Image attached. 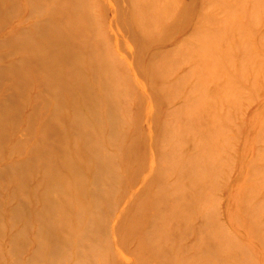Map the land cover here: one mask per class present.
Wrapping results in <instances>:
<instances>
[{
	"label": "rangeland",
	"instance_id": "374dc122",
	"mask_svg": "<svg viewBox=\"0 0 264 264\" xmlns=\"http://www.w3.org/2000/svg\"><path fill=\"white\" fill-rule=\"evenodd\" d=\"M42 1L40 0H0V264H71L72 262H73L72 264H101V263L102 264H121V263L122 264H128V263L129 264H135V263L136 264H151V263L152 264L153 263L154 264H160V263L161 264H173V263L175 264H182V263L183 264H222V263L223 264L224 263L225 264H230V263L232 264H264L263 262V259H264V190H263L264 189V183H263L264 182V141L263 140L264 139H262L264 138V129L263 131L261 130L262 129L261 127L263 126L262 124L264 121V113H263L264 112V101H263L264 100V84H263L264 83V60H263L264 59V48H263L264 46L263 44L264 43L263 42L264 41V27H263L264 26V14H263L264 0H254V1L253 0H242V1L236 0L237 2H239L238 4H242V6H246V7L248 5L253 6L247 12H243V11L237 12L238 15L243 16V18L239 21L240 30H236L234 32L217 34V35L215 34L214 36V34H212L211 32L214 31L215 27L204 26L203 28H201L199 32H203V33L208 32L207 36L205 34L204 38L200 37L202 38L201 40L199 39V37H197L198 40L196 39L191 42V45L194 43L192 47L190 45V47L189 46L185 47L182 50L179 49L180 52L177 51L178 53L176 51L170 52L168 56L162 58L161 60L156 61L155 63L157 65L164 64V69H167L165 70L167 72V75H166L167 81H172L174 79L179 80V81L178 83L176 82V84L172 87L174 88L173 89L174 91L172 92H174L175 95L174 94H154L155 96L153 94H150L149 91H147L148 90L147 86L148 85L150 86V84L148 81L146 83V77L142 78L141 75H139L138 72H136L137 70H135V67L132 66V61L129 59L127 60L123 52L120 51L121 50L120 47L123 45L121 43L122 39H120V36L118 34H113V31H111L110 29L111 26L108 25L109 23H111L112 19H113L112 20L113 22L115 20L117 21V19L116 18L114 19V15L111 14L110 11H107L106 9H104L105 6L107 8V6L110 5L109 4L110 2H108L107 0H90V1L89 0H81V1L80 0L79 1L78 0H75V1L74 0H65V1L64 0L63 1L62 0H44L43 2ZM221 1H226V0H221ZM88 2L90 3L89 5H88ZM233 3H232V7L236 6V3L234 4ZM99 5H100V8H99ZM258 5H261V6H258ZM35 6H36V9H35ZM41 6L44 7L45 10ZM101 6L105 11L103 9L101 11ZM213 6L214 5H211V7ZM78 7H81V8H78ZM39 11H41L42 13ZM95 12H96L97 17L94 14ZM82 14H83V17H82ZM81 17L83 19H81ZM79 19H80V23L78 21ZM251 22H254V23L251 24ZM104 26L106 27L104 28ZM107 29H108V32L106 31ZM205 29L207 31H205ZM208 29L210 32L208 31ZM101 32H102V35H101ZM218 37L220 38V41ZM90 38L92 39L90 40ZM242 45L244 46V48L242 47ZM204 49L206 52H204ZM226 49L228 50L227 52H226ZM231 49L233 51H231ZM245 50H247L248 53H246ZM95 51H96V54H95ZM199 51L201 52L199 53ZM237 52L238 54H235ZM113 53H115V55ZM203 53L206 56L203 55ZM241 53H243V55ZM239 54H241L242 56ZM175 55L177 56L175 57ZM223 55H225V57ZM262 56L263 58H261ZM174 58L177 60H175ZM230 60L233 61V64L241 66L242 70L239 76L241 79L240 78L239 79L241 80L242 84L240 85V88L244 84V87H243L244 89L242 88L240 90L234 86L232 87V91L230 89V90H227L229 91L227 92L226 90H224V87H222L223 80H222V76H220L221 74L215 75V73L218 72L217 69L221 67V64H226V65L229 64L230 66H232L233 64ZM180 63H182V66ZM207 64H209L210 67ZM203 65L207 66V70L204 72L206 74L202 73L201 75H199V71ZM105 66L106 68H104ZM122 67H123V70H122ZM245 70H247V72ZM212 71L215 73H213ZM121 72L122 73L124 72L123 75ZM249 73L251 75L253 74L252 75L253 79L250 78L251 75ZM260 74L261 75L263 74L262 77L260 76ZM256 76L258 77L256 78ZM126 77L128 78L126 79ZM244 77H247V78H244ZM122 78L124 79V81ZM214 78H218L217 81L214 82L215 80ZM247 79L250 81H248ZM94 80L96 81L97 84L95 83ZM200 80H201V83L205 82L203 86L201 85V83H199ZM243 80L245 83L243 82ZM247 82L249 83L247 84ZM198 83H199L198 93L200 92L202 93V91H204L203 87L206 85L205 87L207 88V94H205L204 96L208 95L210 98V100H207L208 103L206 104L207 109L209 108L208 110L210 112L209 113L208 110H206L209 120L204 121L202 117H199V121H198L197 118L195 117V120H197V122L188 124L189 122L188 119L189 117L191 118V115L185 116V114H187L186 112H188L189 109H192V106H194V104L193 105L189 104L188 102L189 98L187 97L188 95H190V98H192L191 95L193 96L194 94H187V92L192 90V87L194 85H197ZM215 83L217 85H220L221 87L217 89ZM246 88L249 90V92L250 91L251 92L248 93V90H246ZM231 93H232V96H231ZM259 93H260V97L261 98L263 97L262 99L259 97ZM148 94L150 95V97ZM164 96H168V99L170 98V100L167 103L168 105L164 107V110L168 112V110H171V108H174V106L176 107V105L178 104L177 113L175 114L176 116L172 115L166 118V120L170 122L169 123L166 122L167 125L164 126L163 129L162 128L155 129L153 128L155 124V118L156 117L158 118L160 114L164 115V113L162 112L161 108H158L156 109V111H159V115L156 116V112H154L153 110L155 109L153 108V104H156L159 98L164 99ZM169 96H171L174 100ZM204 96L203 98H205ZM228 96H229V99H228ZM242 96H244L245 98ZM216 97L218 98L216 99ZM254 97L256 100L254 99ZM250 98H251V101H250ZM205 99H203V101H206ZM226 99L230 103H228ZM245 99L246 100L248 99V100L246 101ZM93 101H95L96 104ZM76 102L77 104H75ZM226 102L228 104H226ZM187 105H191L189 106V109ZM212 105H214L213 106L214 108L212 107ZM197 106L198 104L194 106L193 108L194 111L196 110ZM103 107H106V109ZM143 107L145 108L146 111L143 109ZM93 108L96 110H94ZM178 108L181 110V112H179L180 110ZM122 109H124V112H122L123 111ZM111 110L113 113L111 112ZM195 113L197 114V111H195ZM213 115L215 116V118ZM233 115L234 116L236 115V117H234ZM178 117H181L182 120L179 121V119L181 118H178ZM231 118H233L234 121H230L232 120ZM258 119L259 120L261 119V120L259 121ZM87 120H88V123H87ZM171 120L174 121L175 123L173 124ZM241 120L243 121V123ZM223 121L224 123H222ZM183 122H184V125H183ZM227 124L228 126H226ZM172 126H175V127H172ZM194 126L198 128V131ZM244 126L245 128H243ZM126 127L128 128L129 131L127 130ZM119 129H121V131ZM170 129L171 130L173 129L172 133ZM222 130L224 131L222 132ZM127 131L128 133H126ZM260 131L262 132L257 137V134ZM177 134H180L179 137H176ZM186 134L188 136H186ZM221 135L224 137L222 138ZM97 137L99 138L97 139ZM112 137H115V138H112ZM119 137H121V139ZM155 137L157 138V143L155 142V139H156ZM196 140H199V141H196ZM235 140L236 141L239 140L238 141L239 143L236 142ZM220 142L223 143L224 145L220 144ZM84 143L85 145L86 144L88 145L84 146ZM168 143L170 145H168ZM147 145H150V146H147ZM214 146H217V147L214 148ZM212 147L214 149H212ZM208 149L210 150V152ZM129 150L131 152H129ZM103 151L105 152L103 153ZM112 152L113 154L111 155ZM126 152L128 153L126 154ZM212 152L213 154H211ZM162 154L164 156H161ZM218 155H222V156H218ZM153 156L155 157V159H153L154 158ZM230 156L232 158H230ZM143 159L144 160L146 159V160L142 161ZM164 160L166 161L167 166L169 164L168 167L165 165ZM204 160L206 163L204 162ZM178 161L180 162V164L178 163ZM236 161L238 162V164L236 163ZM98 163L99 165L97 166ZM159 164L160 166L162 165L161 168ZM191 165L192 167H190ZM182 166L184 168H182ZM194 166L195 168L197 169L200 168V169L197 170L194 168ZM187 167L190 169H188ZM116 169L117 170L119 169V171L117 172ZM224 169H226V171H224ZM253 170H255V172ZM197 171L200 173L197 174ZM223 171L225 172V174ZM249 171L250 172L253 171V175L251 177L248 176ZM182 172H185V174ZM214 172H217L218 174L217 173L214 174ZM191 173H193V175ZM140 174H142V176ZM92 175L95 177H92ZM102 175L105 177H103ZM161 175L163 179L161 178ZM131 176H133V178ZM196 177L198 178V180H196L197 179ZM181 179H183V181ZM213 179H216V180H213ZM229 180L232 183H230ZM234 180H236L237 183ZM102 181L104 183H102ZM202 181H205V183ZM66 182H68V184ZM85 182H87L88 185H86ZM135 182H137V184ZM155 183L157 185H154ZM235 184H237L238 186H236ZM72 185L75 189L72 187ZM133 185H135L136 187ZM222 186L223 187L225 186V188H222ZM76 191L78 194L76 193ZM208 195H210L211 197ZM154 196H156V198ZM197 198L200 200L197 201L198 200ZM188 201H190L191 203H189ZM207 201L210 205L207 203ZM90 204L92 206L94 205V207H92ZM187 204L189 205L187 206ZM197 204L199 207L194 206ZM81 206H84V207H81ZM119 207L121 209H119ZM67 209L70 211H68ZM207 209H210L211 211H208ZM256 209H258V211ZM61 210L63 213H61ZM236 210L237 212H235ZM184 215L187 217H185ZM170 217H171V220H170ZM218 217L220 218L218 219ZM63 218H65L66 220ZM139 218L140 220H138ZM69 219L71 222L69 221ZM62 220L64 222H62ZM85 220L86 221L88 220V221L86 222ZM203 220L205 221L203 222ZM80 222L81 224H78ZM199 222L200 224L201 223L202 224L199 225ZM207 223H210V224H207ZM183 225L185 226V228ZM226 227L229 230L226 229ZM67 228L70 230H68ZM71 228H74V229H71ZM175 229H176V232H174ZM230 230L232 233L230 232ZM202 231H203V234H202ZM234 232L236 235L234 234ZM72 235H75V236H72ZM123 235H124V238H123ZM221 237L223 241L221 240ZM203 238H206V239H203ZM200 239L202 242L200 241ZM103 245L104 246L106 245L105 248ZM223 246L225 247V249ZM233 246H235L236 248ZM162 248L164 251L162 250ZM221 248L223 251L220 250ZM209 252L211 253V255ZM185 253H187L186 256H185ZM232 258H234V260ZM173 259L174 261H172Z\"/></svg>",
	"mask_w": 264,
	"mask_h": 264
},
{
	"label": "bare ground",
	"instance_id": "6f19581e",
	"mask_svg": "<svg viewBox=\"0 0 264 264\" xmlns=\"http://www.w3.org/2000/svg\"><path fill=\"white\" fill-rule=\"evenodd\" d=\"M40 1H42V0H40ZM44 1V0H43ZM42 1V2H43ZM63 1V0H62ZM65 1V0H64ZM75 1V0H74ZM79 1V0H78ZM81 1V0H80ZM90 1V0H89ZM108 2H110L109 4V6H107V8H106V6L104 7V9H106L107 11H110L111 12V14H113L114 15V19L116 18L117 19V21L115 20L114 22L111 20V23H109L108 21V25H110L111 27H110V29H111V31H113V34H118L119 36H120V39H122L121 40V43L123 44L121 47H120V51H122L123 52V54L125 55V57L127 58V60L129 59V60H131L132 61V66H134L135 67V70H137L136 72H138V74L139 75H141V77L142 78H145L146 77V83H147V81L149 82V84H150V86L148 85L147 87H148V90L147 91H149L150 92V94H174V92H172V91H174L173 89L174 88H172L175 84H176V82L178 83V81L179 80H172V81H167V79H166V75H167V72L165 71V70H167V69H164V64H159V65H157L155 62L156 61H158V60H161L162 58H164V57H166V56H168L169 55V53L170 52H180V50L179 49H184L185 47H190V45H191V42L193 41V40H198V38L197 37H199V39L201 40L202 38H204V35L206 34V36H207V33H203V32H199L200 30H201V28H203L204 26H209V27H215L214 28V31L213 32H211L212 34H214V36H215V34L217 35V34H222V33H228V32H234V31H236V30H240V24H239V21L243 18V16H240V15H238L237 14V12L238 11H243V12H247L251 7H253V6H251V5H248L247 7L246 6H242V4H238L239 2H237L236 0H226V1H221V0H107ZM242 1V0H241ZM254 1V0H253ZM54 2V1H53ZM86 2V1H85ZM95 2V1H94ZM93 2V3H94ZM97 2V1H96ZM236 3V6H234V7H232V3ZM258 2V1H257ZM261 2V1H260ZM263 2V1H262ZM37 3V2H36ZM46 3V2H45ZM72 3V2H71ZM233 3V4H234ZM243 3V2H242ZM244 3H245V1H244ZM256 3V2H255ZM264 3V2H263ZM47 4V3H46ZM54 4V3H53ZM68 4V3H67ZM90 3L88 2V5H89ZM99 4H100V2H99ZM41 5V4H40ZM73 5V4H72ZM77 5V4H76ZM75 5V6H76ZM86 5V4H85ZM84 5V6H85ZM93 5V4H92ZM102 5V4H101ZM211 5H214L213 7H211ZM243 5H245V4H243ZM247 5V4H246ZM257 5V4H256ZM264 5V4H263ZM37 6V5H36ZM36 6H35V9H36ZM39 6V5H38ZM49 6V5H48ZM47 6V7H48ZM53 6V5H52ZM83 6V7H84ZM87 6V5H86ZM96 6V5H95ZM98 6V5H97ZM104 6V5H103ZM258 6H261V5H258ZM42 7V6H41ZM32 8V7H31ZM38 8V7H37ZM43 9H44V7H42ZM41 8V9H42ZM78 8H81V7H78ZM92 8V7H91ZM98 8V7H97ZM99 8H100V5H99ZM39 9V8H38ZM87 9H89V8H87ZM102 6H101V11H102ZM103 9V10H104ZM263 9H264V7H263ZM45 10V9H44ZM75 10V9H74ZM83 10H84V8H83ZM209 10V11H208ZM61 11V10H60ZM72 11V10H71ZM87 11V10H86ZM85 11V12H86ZM95 11V10H94ZM105 11V10H104ZM39 12H41V11H39ZM38 12V13H39ZM49 12V11H48ZM52 12V11H51ZM82 12V11H81ZM89 12V11H88ZM87 12V13H88ZM255 12V11H254ZM42 13V12H41ZM65 13V12H64ZM86 13V14H87ZM37 14V13H36ZM80 14V13H79ZM95 14V16H96V12L94 13ZM99 14V13H98ZM107 14V13H106ZM255 14V13H254ZM263 14H264V12H263ZM39 15V14H38ZM52 15V14H51ZM243 15V14H242ZM85 16V15H84ZM258 16V15H257ZM76 17V16H75ZM82 17H83V14H82ZM81 17V19H83ZM92 17V16H91ZM97 17V16H96ZM109 18V17H108ZM46 19V18H45ZM103 19V18H102ZM111 19V18H110ZM258 19V18H257ZM261 19V18H260ZM254 20V19H253ZM79 21V23H80V19L78 20ZM98 21H99V19H98ZM104 21V20H103ZM248 21V20H247ZM258 21V20H257ZM43 22H45V21H43ZM84 22V21H83ZM93 22V21H92ZM96 22V21H95ZM102 22V21H101ZM105 22V21H104ZM89 23V22H88ZM252 23H254V22H251V24ZM96 24V23H95ZM99 24H101V23H99ZM94 25V24H93ZM98 25V24H97ZM102 25H103V23H102ZM104 25H106V24H104ZM257 25H259V24H257ZM101 26V25H100ZM38 27V26H37ZM36 27V28H37ZM81 27V26H80ZM98 27V26H97ZM106 26H104V28H105ZM258 27V26H257ZM264 27V26H263ZM103 28V29H104ZM259 28V27H258ZM76 29V28H75ZM94 29V28H93ZM24 30H25V28H24ZM37 30V29H36ZM86 30V29H85ZM255 30V29H254ZM261 30V29H260ZM23 31V30H22ZM93 31V30H92ZM97 31V30H96ZM107 32H108V29L106 30ZM205 31H207L206 29H205ZM208 31H209V29H208ZM19 32V31H18ZM20 32H21V30H20ZM210 32V31H209ZM23 33V32H22ZM77 33V32H76ZM254 33H256V32H254ZM258 33V32H257ZM41 34V33H40ZM92 34H94V33H92ZM99 34V33H98ZM110 34H112V33H110ZM19 35V34H18ZM23 35V34H22ZM42 35H44V34H42ZM76 35V34H75ZM101 35H102V32H101ZM198 35H200V36H198ZM253 36H254V34H253ZM21 37V36H20ZM117 37V36H116ZM200 37H202V38H200ZM251 37V36H250ZM259 37H260V35H259ZM14 38V37H13ZM16 38V37H15ZM103 38V37H102ZM105 38V37H104ZM107 38H108V36H107ZM119 38V37H118ZM219 38V37H218ZM254 38V37H253ZM262 38V37H261ZM92 38H90V40H91ZM106 39V38H105ZM216 39V38H215ZM33 40V39H32ZM73 40V39H72ZM93 40H94V38H93ZM100 40V39H99ZM109 40V39H108ZM207 40V39H206ZM206 40H205V42H206ZM110 41V40H109ZM115 41V40H114ZM131 41V42H130ZM219 41H220V38H219ZM258 41V40H257ZM98 42V41H97ZM199 42V41H198ZM264 42V41H263ZM201 43V42H200ZM208 43V42H207ZM219 43V42H218ZM256 43V42H255ZM90 44V43H89ZM103 44V43H102ZM101 44V45H102ZM104 44H105V42H104ZM114 44V43H113ZM194 44V43H193ZM192 44V45H193ZM199 44V43H198ZM203 44V43H202ZM206 44V43H205ZM245 44V43H244ZM250 44V43H249ZM264 44V43H263ZM100 45V44H99ZM192 45H191V47H192ZM212 45V44H211ZM232 45V44H231ZM235 45V44H234ZM259 45H260V43H259ZM92 46V45H91ZM96 46V45H95ZM200 46V45H199ZM203 46V45H202ZM250 46V45H249ZM263 46V45H262ZM262 46H260V47H262ZM90 47V46H89ZM113 47H114V45H113ZM242 47L244 48V46L242 45ZM257 47V46H256ZM104 48V47H103ZM112 48V47H111ZM247 48V47H246ZM245 48V49H246ZM263 48H264V46H263ZM94 49V48H93ZM99 49V48H98ZM211 49V48H210ZM209 49V50H210ZM232 49H233V47H232ZM231 49V51H233ZM96 50V49H95ZM109 50V49H108ZM193 50V49H192ZM221 50V49H220ZM230 50V49H229ZM93 51V50H92ZM101 51H102V49H101ZM111 51V50H110ZM118 51V50H117ZM119 51V52H120ZM215 51V50H214ZM223 51V50H222ZM228 50L226 49V52H227ZM237 51V50H236ZM246 51V53H248L247 52V50H245ZM249 51V50H248ZM112 52V51H111ZM111 52H110V54H111ZM177 52V53H178ZM201 51H199V53H200ZM204 52H206L205 51V49H204ZM218 52V51H217ZM239 52V51H238ZM238 52L237 53H235V54H238ZM108 53H109V51H108ZM107 53V54H108ZM187 53V52H186ZM198 53V52H197ZM223 53V52H222ZM229 53V52H228ZM227 53V54H228ZM256 53V52H255ZM95 54H96V51H95ZM114 55H115V53H113ZM176 54V53H175ZM210 54V53H209ZM219 54V53H218ZM242 55H243V53H241ZM241 54H239V55H241ZM99 55V54H98ZM104 55V54H103ZM119 55H120V53H119ZM174 55V54H173ZM178 55H180V54H178ZM184 55H186V54H184ZM183 55V56H184ZM201 55V54H200ZM203 55H205L204 53H203ZM216 55H217V53H216ZM226 55V54H225ZM225 55H223L224 57H225ZM233 55V54H232ZM231 55V56H232ZM241 55V56H242ZM249 55H250V53H249ZM256 55V54H255ZM92 56V55H91ZM101 56V55H100ZM100 56H99V58H100ZM110 56V55H109ZM177 55H175V57H176ZM206 56V55H205ZM205 56H204V58H205ZM213 56V55H212ZM227 56V55H226ZM234 56V55H233ZM253 56V55H252ZM260 56V55H259ZM102 57V56H101ZM104 57V56H103ZM117 57V56H116ZM174 57V56H173ZM210 57H211V55H210ZM238 57V56H237ZM240 57V56H239ZM248 57V56H247ZM106 58V57H105ZM181 58H182V56H181ZM242 58V57H241ZM246 58V57H245ZM253 58V57H252ZM261 58H263V56L261 57ZM107 59V58H106ZM175 59V58H174ZM230 59V58H229ZM232 59V58H231ZM239 59V58H238ZM249 59V58H248ZM257 59V58H256ZM96 60V59H95ZM101 60V59H100ZM110 60V59H109ZM114 60V59H113ZM126 60V59H125ZM175 60H177V59H175ZM208 60H210V59H208ZM264 60V59H263ZM102 61V60H101ZM169 61V60H168ZM191 61H193V60H191ZM218 61H220V60H218ZM222 61V60H221ZM229 61V60H228ZM231 62H232V64H233V61L232 60H230ZM235 61V60H234ZM242 61H244V60H242ZM107 62V61H106ZM162 62V61H161ZM177 62V61H176ZM238 62H239V60H238ZM252 62V61H251ZM100 63V62H99ZM111 63V62H110ZM203 63V62H202ZM260 63V62H259ZM263 63V62H262ZM131 64V63H130ZM181 64V66H182V63H180ZM188 64V63H187ZM261 64V63H260ZM97 65H98V63H97ZM96 65V66H97ZM107 65V64H106ZM197 65V64H196ZM209 67H210V65L209 64H207ZM234 65V66H233ZM232 66H230L229 64L228 65H226V64H221V67L220 68H218L217 69V73H215V72H213V73H215V75H219V74H221L220 76H222V87H224V90H230L231 89V91H232V87H237L238 89H242L243 87H244V84H243V86L240 88V85L242 84L241 83V78L239 77L240 76V72H241V66L240 65H235V64H233ZM244 65V64H243ZM256 65V64H255ZM257 65H259V64H257ZM70 66V65H69ZM104 66V65H103ZM108 66V65H107ZM112 66V65H111ZM124 66V65H123ZM248 66H249V64H248ZM252 66V65H251ZM99 67H100V65H99ZM110 67V66H109ZM129 67V66H128ZM133 67V68H134ZM174 67V66H173ZM194 67V66H193ZM216 67V66H215ZM214 67V68H215ZM233 67H234V69H233ZM256 67V66H255ZM258 67V66H257ZM104 68H106V66L104 67ZM125 68V67H124ZM167 68V67H166ZM213 68V67H212ZM249 68V67H248ZM97 69H99V68H97ZM101 69V68H100ZM113 69H115V68H113ZM120 69V68H119ZM196 69V68H195ZM257 69V68H256ZM261 69V68H260ZM104 70V69H103ZM122 70H123V67H122ZM207 70V66H205V65H203L202 67H201V69H200V71H199V75H201L202 73H204L205 71ZM253 70V69H252ZM79 71V70H78ZM82 71H84V70H82ZM107 71V70H106ZM110 71V70H109ZM176 71V70H175ZM246 72H247V70H245ZM256 71H258V70H256ZM100 72H101V70H100ZM105 72V71H104ZM115 72V71H114ZM126 72V71H125ZM128 72H129V70H128ZM132 72V71H131ZM95 73V72H94ZM122 73V72H121ZM124 73V72H123ZM123 73H122V75H123ZM181 73V72H180ZM255 73V72H254ZM263 73V72H262ZM97 74V73H96ZM106 74V73H105ZM133 74V73H132ZM204 74H206V73H204ZM250 74V73H249ZM102 75V74H101ZM186 75V74H185ZM191 75V74H190ZM251 75V74H250ZM253 75V74H252ZM252 75H251V79H253V77H252ZM259 75V74H258ZM263 75V74H262ZM262 75L260 74V76L262 77ZM99 76V75H98ZM109 76V75H108ZM110 76H112V75H110ZM189 76V75H188ZM187 76V77H188ZM212 76V75H211ZM247 76V75H246ZM86 77V76H85ZM191 77V76H190ZM258 76H256V78H257ZM128 77H126V79H127ZM137 78V77H136ZM140 78V77H139ZM171 78V77H170ZM240 78V79H239ZM244 78H247V77H244ZM95 79V78H94ZM112 79V78H111ZM123 79V78H122ZM215 80H214V82L215 81H217V79L218 78H214ZM129 80V79H128ZM140 80V79H139ZM145 80V79H144ZM188 80H190V79H188ZM248 80V79H247ZM256 80V79H255ZM260 80V79H259ZM95 81V80H94ZM98 81V80H97ZM103 81H105V80H103ZM123 81H124V79H123ZM198 81V80H197ZM246 81V80H245ZM248 81H250V80H248ZM252 81V80H251ZM112 82V81H111ZM114 82V81H113ZM121 82V81H120ZM190 82V81H189ZM243 82H244V80H243ZM257 82V81H256ZM256 82H254V83H256ZM259 82H261V81H259ZM95 83H96V81H95ZM106 83V82H105ZM129 83V82H128ZM199 83H201V80H200V82ZM199 83L197 84V85H194L193 87H192V90H193V92H192V90H190V91H188L187 92V94H194L193 96L191 95V97L192 98H190V95H188V97L187 98H189V100H188V102H189V104H191V105H193L194 104V106H196L197 104H198V106L196 107V110L195 111H197V114L195 113V111H194V106H192V109H189V106H191V105H187V107H188V109H189V111L188 112H186L187 114H185V116L187 115V116H189V115H191V118L189 117V119H188V124H191V123H195V122H197V120L199 121V117H202V119L205 121V120H209L208 119V114H207V112H206V110H208L207 109V106H206V104L208 103L207 102V100H210V98H209V96L208 95H206V96H204L205 94H207V88L204 86L203 87V90L204 91H202V93L200 92V93H198V86H199ZM203 83V82H202ZM201 83V85L203 86L204 84H205V82L202 84ZM245 83V82H244ZM249 82H247V84H248ZM97 84V83H96ZM124 84H126V83H124ZM135 84V83H134ZM133 84V85H134ZM139 84V83H138ZM144 84V83H143ZM216 84V83H215ZM246 84V85H247ZM250 84H252V83H250ZM264 84V83H263ZM90 85V84H89ZM111 85V84H110ZM117 85V84H116ZM130 85V84H129ZM132 85V86H133ZM192 85V84H191ZM260 85V84H259ZM115 86V85H114ZM122 86V85H121ZM258 86V85H257ZM262 86V85H261ZM85 87H87V86H85ZM102 87H103V85H102ZM101 87V88H102ZM125 87H127V86H125ZM146 87V88H147ZM177 87V86H176ZM175 87V88H176ZM219 87H221L220 85H217L216 84V88L218 89ZM250 87V86H249ZM253 87V86H252ZM263 87V86H262ZM105 88V87H104ZM122 88V87H121ZM137 88V87H136ZM190 88V87H189ZM118 89V88H117ZM145 89V88H144ZM197 89V90H196ZM244 89V88H243ZM135 90V89H134ZM178 90V89H177ZM181 90V89H180ZM246 90H248L247 88H246ZM255 90H256V88H255ZM93 91V90H92ZM92 91H91V93H92ZM117 91V90H116ZM128 91H129V89H128ZM138 91H139V89H138ZM187 91V90H186ZM195 91H196V93H195ZM230 91V92H231ZM235 91H237V90H235ZM234 91V92H235ZM94 92V91H93ZM107 92V91H106ZM115 92V91H114ZM135 92V91H134ZM134 92H132V93H134ZM142 92V91H141ZM181 92V91H180ZM183 92V91H182ZM227 92H229V91H227ZM251 92V91H250ZM249 92V90H248V93H250ZM118 93V92H117ZM127 93H129V92H127ZM137 93V92H136ZM260 93H262V92H260ZM260 93H259V97H260ZM99 94V93H98ZM106 94V93H105ZM108 94V93H107ZM112 94V93H111ZM114 94V93H113ZM146 94V93H145ZM229 94V93H228ZM237 94V93H236ZM241 94H243V93H241ZM96 95V94H95ZM131 95V94H130ZM149 95V94H148ZM175 95V94H174ZM235 95V94H234ZM255 95V94H254ZM93 96V95H92ZM124 96V95H123ZM127 96H129V95H127ZM155 96V95H154ZM178 96H180V95H178ZM177 96V97H178ZM203 96L206 98H203ZM225 96H226V94H225ZM231 96H232V93H231ZM253 96V95H252ZM263 96V95H262ZM113 97V96H112ZM118 97V96H117ZM117 97H115V98H117ZM147 97V96H146ZM149 97H150V95H149ZM169 97H171V96H169ZM218 97H220V96H218ZM218 97H216V99L218 98ZM236 97V96H235ZM242 97H244V96H242ZM251 97V96H250ZM127 98V97H126ZM172 98V97H171ZM175 98V97H174ZM186 98V97H185ZM223 98V97H222ZM245 98V97H244ZM248 98V97H247ZM252 98V97H251ZM251 98H250V101H251ZM257 98V97H256ZM261 98V97H260ZM263 98V97H262ZM261 98V99H262ZM95 99V98H94ZM110 99V98H109ZM114 99V98H113ZM112 99V100H113ZM133 99V98H132ZM149 99V98H148ZM152 99V98H151ZM173 99V98H172ZM177 99V98H176ZM203 99H205L206 101H203ZM214 99V98H213ZM220 99V98H219ZM228 99H229V96H228ZM254 99H255V97H254ZM99 100V99H98ZM101 100V99H100ZM107 100V99H106ZM170 100V98L168 99V96H164V99L163 98H159V100L157 101V103L156 104H153V108H155V109H153L154 110V112H156V116L157 115H159V111H156V109H158V108H161V110H162V112L164 113V115H161L160 114V116H158V118L156 117L155 118V124H154V126H153V128H158V129H163V127L164 126H166L167 124H166V122L167 123H169L170 121H167L166 120V118L168 117V116H172V115H175L176 113H177V105H176V107L174 106V108H171V110H168V112L166 111V110H164V107L166 106V105H168L167 103H168V101ZM174 100V99H173ZM173 100H171V101H173ZM182 100V99H181ZM185 100V99H184ZM223 100H225V99H223ZM231 100V99H230ZM233 100H235V99H233ZM240 100V99H239ZM246 100V99H245ZM248 100V99H247ZM246 100V101H247ZM256 100V99H255ZM96 101V100H95ZM95 101H93L94 103H95ZM130 101V100H129ZM134 101V100H133ZM153 101V100H152ZM151 101V102H152ZM186 101V100H185ZM226 101H227V99H226ZM254 101V100H253ZM262 101V100H261ZM264 101V100H263ZM98 102V101H97ZM112 102V101H111ZM142 102V101H141ZM228 103H230L229 101H227ZM226 102V104H228ZM102 103V102H101ZM139 103V102H138ZM172 103V102H171ZM221 103V102H220ZM240 103H242V102H240ZM254 103V102H253ZM252 103V104H253ZM257 103V102H256ZM74 104V103H73ZM75 104H77V102L75 103ZM85 104V103H84ZM96 104V103H95ZM104 104V103H103ZM109 104V103H108ZM114 104V103H113ZM144 104V103H143ZM148 104V103H147ZM181 104H183V103H181ZM188 104V103H187ZM248 104V103H247ZM255 104V103H254ZM100 105V104H99ZM98 105V106H99ZM111 105H112V103H111ZM110 105V106H111ZM139 105V104H138ZM172 105V104H171ZM180 105V104H179ZM235 105V104H234ZM88 106V105H87ZM130 106V105H129ZM148 106V105H147ZM184 106V105H183ZM214 105H212V107H213ZM220 106V105H219ZM241 106V105H240ZM249 106H250V104H249ZM248 106V107H249ZM252 106V105H251ZM255 106V105H254ZM90 107V106H89ZM92 107V106H91ZM101 107V106H100ZM112 107H113V105H112ZM132 107V106H131ZM186 107V108H187ZM229 107V106H228ZM242 107V106H241ZM247 107V106H246ZM256 107V106H255ZM103 108H105L106 109V107H103ZM149 108V107H148ZM148 108H146V109H148ZM191 108V107H190ZM214 108V107H213ZM239 108V107H238ZM262 108V107H261ZM81 109V108H80ZM79 109V110H80ZM94 109V108H93ZM92 109V110H93ZM108 109V108H107ZM128 109H129V107H128ZM138 109V108H137ZM143 109L145 110V108L143 107ZM179 109V108H178ZM184 109V108H183ZM233 109V108H232ZM260 109V108H259ZM258 109V110H259ZM94 110H96V109H94ZM123 111L122 112H124V109H122ZM140 110V109H139ZM164 110V111H163ZM180 110V109H179ZM178 110V111H179ZM223 110V109H222ZM243 110H245V109H243ZM255 110H256V108H255ZM101 111V110H100ZM107 111V110H106ZM127 111H129V110H127ZM146 111V110H145ZM194 111V112H193ZM213 111V110H212ZM220 111V110H219ZM99 112V111H98ZM111 112H112V110H111ZM179 112H181V110L179 111ZM178 112V113H179ZM208 112H209V110H208ZM237 112V111H236ZM240 112V111H239ZM238 112V113H239ZM96 113V112H95ZM113 113V112H112ZM115 113V112H114ZM130 113V112H129ZM152 113V112H151ZM189 113V114H188ZM210 113V112H209ZM214 113V112H213ZM245 113V112H244ZM254 113V112H253ZM258 113H260V112H258ZM264 113V112H263ZM111 114V113H110ZM120 114V113H119ZM122 114V113H121ZM148 114V113H147ZM153 114V113H152ZM180 114V113H179ZM195 114H196V116H195ZM215 114V113H214ZM218 114V113H217ZM216 114V115H217ZM224 114H226V113H224ZM223 114V115H224ZM126 115V114H125ZM211 115V114H210ZM240 115V114H239ZM242 115V114H241ZM246 115V114H245ZM244 115V116H245ZM260 115V114H259ZM103 116V115H102ZM118 116V115H117ZM148 116V115H147ZM176 116V115H175ZM214 116V115H213ZM222 116V115H221ZM228 116V115H227ZM234 116V115H233ZM238 116V115H237ZM251 116V115H250ZM257 116V115H256ZM96 117V116H95ZM109 117H110V115H109ZM114 117V116H113ZM141 117V116H140ZM184 117V116H183ZM195 117L197 118V120H195ZM234 117H236V115L234 116ZM253 117V116H252ZM262 117V116H261ZM105 118V117H104ZM115 118V117H114ZM121 118V117H120ZM119 118V119H120ZM171 118V117H170ZM178 118H181V117H178ZM177 118V119H178ZM188 118V117H187ZM209 118H211V117H209ZM214 118H215V116H214ZM224 118V117H223ZM226 118V117H225ZM241 118V117H240ZM260 118V117H259ZM111 119V118H110ZM125 119V118H124ZM148 119V118H147ZM217 119V118H216ZM220 119V118H219ZM232 120H230V121H234L233 120V118H231ZM235 119V118H234ZM242 119V118H241ZM248 119H250V118H248ZM254 119V118H253ZM253 119H252V121H253ZM116 120V119H115ZM126 120V119H125ZM129 120V119H128ZM131 120V119H130ZM180 120H182V118L181 119H179V121ZM214 120V119H213ZM259 120V119H258ZM261 120V119H260ZM259 120V121H260ZM85 121V120H84ZM90 121V120H89ZM108 121V120H107ZM137 121V120H136ZM143 121V120H142ZM148 121V120H147ZM153 121V120H152ZM217 121V120H216ZM242 121V120H241ZM255 121V120H254ZM257 121V120H256ZM82 122V121H81ZM120 122V121H119ZM123 122V121H122ZM130 122V121H129ZM132 122V121H131ZM171 122H173V124L175 123L174 121H172L171 120ZM177 122V121H176ZM208 122V121H207ZM228 122V121H227ZM250 122H251V120H250ZM87 123H88V120H87ZM143 123V122H142ZM180 123H182V122H180ZM186 123V122H185ZM201 123V122H200ZM200 123H198V124H200ZM222 123H224V121L222 122ZM235 123H237V122H235ZM242 123H243V121H242ZM248 123V122H247ZM254 123V122H253ZM259 123V122H258ZM172 124V123H171ZM206 124V123H205ZM216 124V123H215ZM218 124V123H217ZM229 124H231V123H229ZM233 124V123H232ZM245 124V123H244ZM260 124H262V123H260ZM103 125V124H102ZM105 125V124H104ZM110 125H111V123H110ZM109 125V126H110ZM121 125V124H120ZM169 125V124H168ZM183 125H184V122H183ZM210 125H211V123H210ZM214 125V124H213ZM223 125V124H222ZM246 125V124H245ZM263 126L261 127L262 129V131H263V129H264V121H263V124H262ZM89 126V125H88ZM94 126V125H93ZM100 126V125H99ZM125 126H127V125H125ZM152 126V125H151ZM170 126V125H169ZM168 126V127H169ZM193 126V125H192ZM220 126V125H219ZM226 126H228V124L226 125ZM232 126V125H231ZM230 126V127H231ZM249 126H250V124H249ZM105 127V126H104ZM124 127V126H123ZM128 127H129V125H128ZM141 127V126H140ZM171 127V126H170ZM172 127H175V126H172ZM177 127V126H176ZM195 128H196V126H194ZM212 127V126H211ZM211 127H209V128H211ZM233 127V126H232ZM247 127H248V125H247ZM253 127V126H252ZM90 128V127H89ZM94 128V127H93ZM127 128V127H126ZM144 128H146V127H144ZM201 128V127H200ZM206 128V127H205ZM208 128V127H207ZM234 128V127H233ZM243 128H245V126L243 127ZM257 128V127H256ZM101 129V128H100ZM104 129V128H103ZM110 129V128H109ZM122 129V128H121ZM121 129H119L120 131H121ZM168 129V128H167ZM197 129V131H198V128H196ZM215 129V128H214ZM221 129V128H220ZM225 129V128H224ZM227 129V128H226ZM237 129H238V127H237ZM96 130V129H95ZM127 130H128V128H127ZM165 130V129H164ZM169 130V129H168ZM171 130V129H170ZM173 130V129H172ZM172 130H171V133H172ZM212 130H213V128H212ZM219 130V129H218ZM231 130H233V129H231ZM242 130V129H241ZM257 130V129H256ZM62 131V130H61ZM79 131V130H78ZM111 131V130H110ZM114 131V130H113ZM119 131V132H120ZM129 131V130H128ZM128 131L126 132V133H128ZM130 131H132V130H130ZM174 131H175V129H174ZM183 131V130H182ZM196 131V130H195ZM224 130H222V132H223ZM229 131V130H228ZM243 131V130H242ZM262 131H260L258 134H257V137L260 135V133L262 132ZM85 132V131H84ZM94 132V131H93ZM125 132V131H124ZM146 132H148V131H146ZM153 132V131H152ZM167 132V131H166ZM179 132V131H178ZM185 132V131H184ZM192 132V131H191ZM190 132V133H191ZM203 132V131H202ZM209 132V131H208ZM239 132V131H238ZM251 132V131H250ZM86 133V132H85ZM90 133V132H89ZM102 133V132H101ZM104 133H105V131H104ZM115 133V132H114ZM118 133V132H117ZM139 133H140V131H139ZM168 133V132H167ZM176 133V132H175ZM181 133H183V132H181ZM245 133H246V131H245ZM253 133H254V131H253ZM78 134V133H77ZM103 134V133H102ZM108 134V133H107ZM116 134V133H115ZM143 134V133H142ZM149 134V133H148ZM155 134V133H154ZM174 134V133H173ZM194 134V133H193ZM202 134V133H201ZM201 134H199V135H201ZM208 134V133H207ZM236 134V133H235ZM98 135V134H97ZM110 135V134H109ZM112 135H114V134H112ZM151 135V134H150ZM153 135V134H152ZM166 135H168V134H166ZM175 135V134H174ZM179 135L180 134H177V136L176 137H179ZM191 135V134H190ZM197 135V134H196ZM218 135V134H217ZM224 135V134H223ZM233 135V134H232ZM245 135V134H244ZM106 136V135H105ZM121 136V135H120ZM143 136V135H142ZM147 136V135H146ZM186 136H188L187 134H186ZM222 136V135H221ZM225 136H226V134H225ZM229 136V135H228ZM235 136V135H234ZM242 136V135H241ZM251 136V135H250ZM96 137V136H95ZM118 137V136H117ZM116 137V138H117ZM126 137V136H125ZM128 137V136H127ZM165 137V136H164ZM168 137H170V136H168ZM167 137V138H168ZM195 137V136H194ZM217 137V136H216ZM219 137V136H218ZM224 136H222V138H223ZM236 137V136H235ZM249 137V136H248ZM247 137V138H248ZM89 138V137H88ZM99 137H97V139H98ZM108 138V137H107ZM111 138V137H110ZM112 138H115V137H112ZM120 139H121V137H119ZM149 138H150V136H149ZM156 138V137H155ZM163 138V137H162ZM173 138V137H172ZM221 138V139H222ZM230 138H232V137H230ZM239 138V137H238ZM87 139V138H86ZM124 139V138H123ZM131 139H132V137H131ZM196 139V138H195ZM199 139V138H198ZM210 139H212V138H210ZM220 139V138H219ZM262 139H264V138H262ZM80 140V139H79ZM89 140V139H88ZM108 140V139H107ZM115 140V139H114ZM126 140V139H125ZM149 140V139H148ZM166 140V139H165ZM201 140H203V139H201ZM223 140V139H222ZM233 140V139H232ZM248 140H250V139H248ZM253 140V139H252ZM99 141V140H98ZM102 141V140H101ZM161 141V140H160ZM167 141H169V140H167ZM176 141V140H175ZM178 141V140H177ZM195 141V140H194ZM196 141H199V140H196ZM220 141V140H219ZM236 141V140H235ZM239 141V140H238ZM238 141H236V142H238ZM242 141V140H241ZM262 141V140H261ZM264 141V140H263ZM63 142V141H62ZM87 142V141H86ZM85 142V143H86ZM100 142V141H99ZM110 142V141H109ZM112 142V141H111ZM150 142V141H149ZM155 142L157 143V138L155 139ZM180 142V141H179ZM234 142V141H233ZM246 142H247V140H246ZM249 142V141H248ZM85 143H84V146H86V145H88V144H86L85 145ZM117 143V142H116ZM122 143H123V141H122ZM129 143V142H128ZM144 143H146V142H144ZM197 143V142H196ZM239 143V142H238ZM263 143V142H262ZM89 144H90V142H89ZM100 144V143H99ZM112 144V143H111ZM135 144V143H134ZM163 144H164V142H163ZM163 144H161V145H163ZM174 144H176V143H174ZM182 144V143H181ZM199 144V143H198ZM201 144V143H200ZM212 144H214V143H212ZM220 144H223V143H221L220 142ZM233 144V143H232ZM235 144V143H234ZM245 144V143H244ZM254 144V143H253ZM101 145V144H100ZM115 145V144H114ZM120 145V144H119ZM132 145V144H131ZM144 145V144H143ZM160 145V146H161ZM166 145V144H165ZM168 145H170L169 143H168ZM168 145H167V147H168ZM202 145V144H201ZM210 145V144H209ZM219 145V144H218ZM224 145V144H223ZM229 145V144H228ZM227 145V146H228ZM236 145V144H235ZM243 145V144H242ZM246 145H247V143H246ZM250 145V144H249ZM256 145V144H255ZM258 145V144H257ZM64 146V145H63ZM91 146V145H90ZM99 146V145H98ZM138 146V145H137ZM147 146H150V145H147ZM196 146V145H195ZM213 146V145H212ZM221 146V145H220ZM226 146V147H227ZM230 146V145H229ZM237 146V145H236ZM241 146V145H240ZM254 146V145H253ZM103 147V146H102ZM107 147V146H106ZM120 147V146H119ZM145 147V146H144ZM170 147V146H169ZM172 147V146H171ZM179 147H180V145H179ZM200 147V146H199ZM215 147H217V146H214V148ZM234 147V146H233ZM242 147V146H241ZM246 147V146H245ZM257 147V146H256ZM255 147V148H256ZM261 147V146H260ZM162 148V147H161ZM177 148V147H176ZM202 148V147H201ZM207 148V147H206ZM210 148V147H209ZM213 147H212V149H214ZM238 148H240V147H238ZM244 148V147H243ZM248 148V147H247ZM146 149H147V147H146ZM164 149V148H163ZM162 149V150H163ZM171 149V148H170ZM204 149V148H203ZM202 149V150H203ZM211 149V148H210ZM242 149V148H241ZM240 149V150H241ZM245 149V148H244ZM254 149V148H253ZM261 149V148H260ZM96 150V149H95ZM99 150V149H98ZM106 150H108V149H106ZM115 150V149H114ZM117 150V149H116ZM124 150V149H123ZM123 150H121V151H123ZM158 150V149H157ZM192 150V149H191ZM198 150H199V148H198ZM205 150V149H204ZM207 150V149H206ZM209 150V149H208ZM225 150V149H224ZM230 150V149H229ZM252 150V149H251ZM193 151V150H192ZM220 151V150H219ZM227 151V150H226ZM225 151V152H226ZM232 151H234V150H232ZM239 151V150H238ZM246 151H248V150H246ZM68 152V151H67ZM98 152V151H97ZM105 151H103V153H104ZM129 152H131L130 150H129ZM163 152V151H162ZM162 152H160V153H162ZM169 152H170V150H169ZM209 152H210V150H209ZM256 152V151H255ZM91 153V152H90ZM100 153V152H99ZM107 153H108V151H107ZM128 152H126V154H127ZM167 153V152H166ZM174 153V152H173ZM179 153V152H178ZM201 153H202V151H201ZM220 153V152H219ZM218 153V154H219ZM222 153H223V151H222ZM227 153V152H226ZM243 153V152H242ZM245 153V152H244ZM109 154H110V152H109ZM113 154V152L111 153V155ZM118 154H120V153H118ZM141 154V153H140ZM170 154V153H169ZM182 154V153H181ZM208 154V153H207ZM211 154H213V152L211 153ZM235 154H237V153H235ZM234 154V155H235ZM239 154V153H238ZM248 154V153H247ZM93 155H94V153H93ZM95 155H96V153H95ZM103 155V154H102ZM106 155V154H105ZM115 155V154H114ZM125 155V154H124ZM194 155V154H193ZM205 155V154H204ZM203 155V156H204ZM217 155V154H216ZM230 155H231V153H230ZM250 155V154H249ZM255 155V154H254ZM260 155V154H259ZM262 155V154H261ZM121 156V155H120ZM126 156V155H125ZM128 156V155H127ZM161 156H164L163 154L161 155ZM213 156V155H212ZM218 156H222V155H218ZM217 156V157H218ZM226 156H227V154H226ZM246 156V155H245ZM248 156V155H247ZM66 157V156H65ZM83 157V156H82ZM114 157V156H113ZM147 157V156H146ZM152 157V156H151ZM154 157V156H153ZM166 157V156H165ZM182 157V156H181ZM197 157V156H196ZM242 157V156H241ZM240 157V158H241ZM258 157H260V156H258ZM108 158V157H107ZM145 158V157H144ZM176 158V157H175ZM200 158V157H199ZM198 158V159H199ZM205 158V157H204ZM213 158H215V157H213ZM213 158H211V159H213ZM230 158H232L231 156H230ZM104 159V158H103ZM133 159V158H132ZM153 159H155V157L153 158ZM166 159H168V158H166ZM165 159V160H166ZM170 159V158H169ZM226 159V158H225ZM224 159V160H225ZM243 159V158H242ZM261 159V158H260ZM81 160V159H80ZM98 160V159H97ZM109 160V159H108ZM124 160V159H123ZM134 160V159H133ZM146 160V159H145ZM144 159L142 160V161H145ZM149 160V159H148ZM160 160V159H159ZM164 160V161H165ZM176 160V159H175ZM186 160V159H185ZM231 160V159H230ZM259 160V159H258ZM262 160V159H261ZM72 161V160H71ZM82 161V160H81ZM100 161V160H99ZM102 161V160H101ZM104 161V160H103ZM115 161V160H114ZM122 161V160H121ZM127 161V160H126ZM128 161H129V159H128ZM136 161V160H135ZM184 161V160H183ZM215 161V160H214ZM218 161V160H217ZM221 161V160H220ZM234 161V160H233ZM243 161V160H242ZM245 161V160H244ZM263 161V160H262ZM98 162V161H97ZM106 162V161H105ZM158 162V161H157ZM204 162H205V160H204ZM203 162V163H204ZM224 162V161H223ZM222 162V163H223ZM227 162V161H226ZM229 162V161H228ZM75 163V162H74ZM152 163V162H151ZM163 163V162H162ZM161 163V164H162ZM173 163V162H172ZM178 163L180 164V162L178 161ZM202 163V164H203ZM206 163V162H205ZM212 163V162H211ZM235 163V162H234ZM236 163L238 164V162L236 161ZM235 163V164H236ZM244 163V162H243ZM119 164V163H118ZM124 164V163H123ZM128 164V163H127ZM197 164V163H196ZM208 164H210V163H208ZM228 164V163H227ZM231 164V163H230ZM240 164V163H239ZM258 164V163H257ZM69 165V164H68ZM99 165V163L97 164V166ZM101 165V164H100ZM104 165V164H103ZM107 165H108V163H107ZM131 165V164H130ZM133 165V164H132ZM165 165H166V161H165ZM182 165V164H181ZM204 165V164H203ZM217 165V164H216ZM226 165V164H225ZM95 166V165H94ZM120 166V165H119ZM122 166V165H121ZM159 166H160V164H159ZM162 166V165H161ZM161 166H160V168H161ZM167 166V165H166ZM168 166H169V164H168ZM167 166V167H168ZM175 166V165H174ZM184 166V165H183ZM182 166V168H184ZM188 166V165H187ZM208 166V165H207ZM221 166H222V164H221ZM224 166V165H223ZM235 166V165H234ZM79 167H80V165H79ZM132 167V166H131ZM130 167V168H131ZM166 167V168H167ZM190 167H192V165L190 166ZM210 167V166H209ZM212 167V166H211ZM220 167V166H219ZM227 167V166H226ZM233 167V166H232ZM251 167V166H250ZM257 167V166H256ZM76 168V167H75ZM96 168V167H95ZM94 168V169H95ZM100 168V167H99ZM113 168V167H112ZM121 168V167H120ZM123 168V167H122ZM129 168V169H130ZM144 168V167H143ZM157 168V167H156ZM170 168V167H169ZM181 168V167H180ZM188 168V167H187ZM194 168H195V166H194ZM234 168V167H233ZM232 168V169H233ZM239 168V167H238ZM237 168V169H238ZM241 168H242V166H241ZM102 169V168H101ZM149 169V168H148ZM174 169V168H173ZM188 169H190V168H188ZM195 169H197V168H195ZM200 169V168H199ZM199 169H197V170H199ZM217 169V168H216ZM223 169V168H222ZM227 169V168H226ZM226 169H224V171H226ZM251 169V168H250ZM74 170V169H73ZM88 170V169H87ZM111 170V169H110ZM109 170V171H110ZM114 170V169H113ZM112 170V171H113ZM117 170V169H116ZM121 170V169H120ZM150 170V169H149ZM163 170V169H162ZM169 170V169H168ZM176 170V169H175ZM183 170V169H182ZM203 170V169H202ZM212 170V169H211ZM221 170V169H220ZM230 170V169H229ZM72 171V170H71ZM71 171H69V172H71ZM76 171V170H75ZM74 171V172H75ZM89 171V170H88ZM102 171V170H101ZM119 171V169L117 170V172ZM134 171V170H133ZM135 171H137V170H135ZM157 171V170H156ZM155 171V172H156ZM184 171V170H183ZM223 171V172H224ZM228 171V170H227ZM239 171V170H238ZM254 172H255V170H253ZM253 171L252 172H250L249 171V174H248V176L249 177H251L252 175H253ZM78 172V171H77ZM76 172V173H77ZM97 172V171H96ZM128 172H129V170H128ZM163 172V171H162ZM167 172V171H166ZM175 172V171H174ZM188 172V171H187ZM230 172V171H229ZM242 172V171H241ZM104 173V172H103ZM153 173V172H152ZM158 173H160V172H158ZM182 173H184L185 174V172H182ZM198 173H200V172H198L197 171V174ZM215 173H217V172H214V174ZM231 173V172H230ZM245 173V172H244ZM73 174V173H72ZM80 174V173H79ZM84 174V173H83ZM97 174V173H96ZM99 174H101V173H99ZM119 174V173H118ZM130 174V173H129ZM176 174V173H175ZM189 174V173H188ZM192 175H193V173H191ZM202 174V173H201ZM207 174V173H206ZM211 174V173H210ZM218 174V173H217ZM216 174V175H217ZM224 174H225V172H224ZM98 175V174H97ZM126 175V174H125ZM141 176H142V174H140ZM139 175V176H140ZM240 175V174H239ZM242 175V174H241ZM256 175V174H255ZM75 176V175H74ZM78 176V175H77ZM103 176V175H102ZM113 176V175H112ZM117 176V175H116ZM119 176V175H118ZM159 176V175H158ZM184 176H186V175H184ZM208 176H210V175H208ZM223 176V175H222ZM222 176H221V178H222ZM228 176H230V175H228ZM247 176V177H248ZM83 177V176H82ZM81 177V178H82ZM92 177H95V176H93L92 175ZM103 177H105V176H103ZM107 177H108V175H107ZM132 178H133V176H131ZM160 177V176H159ZM164 177H165V175H164ZM181 177V176H180ZM193 177V176H192ZM215 177V176H214ZM238 177V176H237ZM98 178H100V177H98ZM97 178V179H98ZM130 178V177H129ZM142 178V177H141ZM161 178H162V175H161ZM166 178H168V177H166ZM178 178V177H177ZM176 178V179H177ZM197 178V177H196ZM83 179V178H82ZM109 179V178H108ZM127 179V178H126ZM163 179V178H162ZM161 179V180H162ZM184 179H186V178H184ZM193 179V178H192ZM208 179V178H207ZM211 179V178H210ZM219 179V178H218ZM238 179V178H237ZM262 179V178H261ZM89 180V179H88ZM116 180V179H115ZM121 180H122V178H121ZM154 180V179H153ZM159 180V179H158ZM166 180V179H165ZM174 180V179H173ZM172 180V181H173ZM182 181H183V179H181ZM196 180H198V178L196 179ZM202 180H203V178H202ZM213 180H216V179H213ZM220 180H222V179H220ZM226 180V179H225ZM77 181V180H76ZM97 181V180H96ZM96 181H95V183H96ZM100 181V180H99ZM103 181H104V179H103ZM102 181V183H104ZM124 181V180H123ZM131 181V180H130ZM167 181V180H166ZM169 181H170V179H169ZM171 181V182H172ZM234 181H236V180H234ZM240 181V180H239ZM69 182H70V180H69ZM91 182V181H90ZM94 182V181H93ZM113 182V181H112ZM149 182V181H148ZM153 182V181H152ZM158 182V181H157ZM189 182H191V181H189ZM202 182H204L205 183V181H202ZM201 182V183H202ZM212 182V181H211ZM216 182V181H215ZM219 182V181H218ZM217 182V183H218ZM229 182H230V180H229ZM254 182V181H253ZM65 183V182H64ZM67 184H68V182H66ZM79 183V182H78ZM84 183V182H83ZM86 183V185H88L87 184V182H85ZM100 183V182H99ZM101 183V184H102ZM136 184H137V182H135ZM168 183V182H167ZM177 183H178V181H177ZM195 183H197V182H195ZM225 183V182H224ZM230 183H232V182H230ZM236 183H237V181H236ZM264 183V182H263ZM63 184V183H62ZM110 184V183H109ZM116 184V183H115ZM118 184V183H117ZM122 184V183H121ZM141 184V183H140ZM150 184H151V182H150ZM180 184H181V182H180ZM185 184V183H184ZM208 184V183H207ZM221 184V183H220ZM219 184V185H220ZM226 184V183H225ZM228 184V183H227ZM239 184V183H238ZM253 184V183H252ZM60 185V184H59ZM71 185V184H70ZM99 185V184H98ZM112 185H113V183H112ZM154 185H157L156 183L154 184ZM164 185V184H163ZM175 185V184H174ZM204 185V184H203ZM216 185H218V184H216ZM236 186H238L237 184H235ZM255 185V184H254ZM67 186V185H66ZM83 186V185H82ZM91 186V185H90ZM109 186V185H108ZM107 186V187H108ZM116 186V185H115ZM114 186V187H115ZM127 186V185H126ZM133 186H135V185H133ZM138 186V185H137ZM153 186V185H152ZM198 186V185H197ZM200 186V185H199ZM205 186V185H204ZM212 186V185H211ZM58 187H60V186H58ZM65 187V186H64ZM68 187V186H67ZM66 187V188H67ZM72 187H73V185H72ZM78 187V186H77ZM85 187H87V186H85ZM84 187V188H85ZM99 187V186H98ZM122 187V186H121ZM136 187V186H135ZM135 187H134V189H135ZM165 187V186H164ZM181 187V186H180ZM184 187V186H183ZM187 187V186H186ZM192 187V186H191ZM214 187V186H213ZM216 187V186H215ZM256 187V186H255ZM255 187H254V189H255ZM65 188V189H66ZM74 188V187H73ZM82 188V187H81ZM90 188V187H89ZM92 188H94V187H92ZM96 188V187H95ZM101 188V187H100ZM104 188V187H103ZM130 188V187H129ZM176 188H177V186H176ZM211 188V187H210ZM209 188V189H210ZM218 188V187H217ZM216 188V189H217ZM222 188H225V186L223 187L222 186ZM229 188V187H228ZM63 189V188H62ZM75 189V188H74ZM118 189V188H117ZM143 189V188H142ZM152 189V188H151ZM154 189V188H153ZM172 189V188H171ZM182 189V188H181ZM184 189V188H183ZM201 189V188H200ZM208 189V188H207ZM79 190H81V189H79ZM78 190V191H79ZM84 190V189H83ZM105 190V189H104ZM139 190V189H138ZM137 190V191H138ZM180 190V189H179ZM199 190V189H198ZM202 190V189H201ZM227 190V189H226ZM251 190H253V189H251ZM264 190V189H263ZM101 191V190H100ZM118 191V190H117ZM131 191V190H130ZM141 191V190H140ZM152 191V190H151ZM150 191V192H151ZM162 191V190H161ZM174 191V190H173ZM177 191V190H176ZM176 191H175V193H176ZM185 191V190H184ZM222 191H223V189H222ZM228 191V190H227ZM242 191V190H241ZM66 192V191H65ZM90 192V191H89ZM105 192V191H104ZM128 192V191H127ZM147 192V191H146ZM188 192V191H187ZM198 192V191H197ZM201 192V191H200ZM214 192H215V190H214ZM76 193H77V191H76ZM88 193V192H87ZM160 193V192H159ZM162 193V192H161ZM178 193V192H177ZM185 193V192H184ZM202 193V192H201ZM230 193V192H229ZM234 193V192H233ZM78 194V193H77ZM84 194V193H83ZM131 194V193H130ZM139 194V193H138ZM143 194V193H142ZM148 194V193H147ZM147 194H145V195H147ZM179 194V193H178ZM199 194V193H198ZM197 194V195H198ZM220 194V193H219ZM88 195V194H87ZM112 195V194H111ZM124 195H126V194H124ZM164 195V194H163ZM177 195V194H176ZM191 195H193V194H191ZM201 195V194H200ZM207 195V194H206ZM77 196V195H76ZM75 196V197H76ZM83 196H85V195H83ZM109 196V195H108ZM114 196V195H113ZM129 196V195H128ZM138 196V195H137ZM144 196V195H143ZM178 196V195H177ZM208 196H210V195H208ZM213 196V195H212ZM216 196V195H215ZM226 196V195H225ZM224 196V197H225ZM81 197V196H80ZM79 197V198H80ZM92 197V196H91ZM107 197V196H106ZM121 197V196H120ZM147 197V196H146ZM155 198H156V196H154ZM172 197V196H171ZM201 197V196H200ZM206 197V196H205ZM211 197V196H210ZM217 197H219V196H217ZM222 197V196H221ZM227 197V196H226ZM235 197V196H234ZM57 198V197H56ZM86 198V197H85ZM135 198V197H134ZM143 198V197H142ZM152 198V197H151ZM159 198V197H158ZM169 198V197H168ZM179 198V197H178ZM189 198V197H188ZM207 198V197H206ZM216 198V197H215ZM109 199V198H108ZM133 199V198H132ZM160 199V198H159ZM164 199H166V198H164ZM180 199V198H179ZM184 199V198H183ZM185 199H186V197H185ZM190 199V198H189ZM195 199V198H194ZM198 199V198H197ZM201 199H203V198H201ZM220 199V198H219ZM248 199V198H247ZM250 199V198H249ZM260 199V198H259ZM59 200V199H58ZM57 200V201H58ZM81 200V199H80ZM84 200V199H83ZM86 200V199H85ZM88 200V199H87ZM92 200V199H91ZM95 200V199H94ZM93 200V201H94ZM101 200H102V198H101ZM105 200V199H104ZM112 200V199H111ZM127 200V199H126ZM137 200V199H136ZM142 200V199H141ZM144 200V199H143ZM145 200H147V199H145ZM200 199H198L197 201H199ZM212 200V199H211ZM92 201V202H93ZM108 201H110V200H108ZM119 201V200H118ZM167 201H168V199H167ZM166 201V202H167ZM175 201V200H174ZM178 201V200H177ZM205 201V200H204ZM221 201V200H220ZM219 201V202H220ZM89 202V201H88ZM146 202H148V201H146ZM152 202H153V200H152ZM165 202V201H164ZM185 202V201H184ZM189 203H191L190 201H188ZM82 203V202H81ZM86 203V202H85ZM102 203V202H101ZM104 203V202H103ZM112 203V202H111ZM132 203V202H131ZM136 203V202H135ZM148 203H150V202H148ZM159 203V202H158ZM207 203H208V201H207ZM210 203H212V202H210ZM217 203V202H216ZM222 203V202H221ZM234 203V202H233ZM232 203V204H233ZM95 204V203H94ZM121 204V203H120ZM123 204V203H122ZM134 204V203H133ZM155 204V203H154ZM203 204V203H202ZM201 204V205H202ZM209 204V203H208ZM220 204V203H219ZM230 204V203H229ZM250 204V203H249ZM80 205V204H79ZM83 205V204H82ZM86 205V204H85ZM91 205V204H90ZM105 205V204H104ZM115 205V204H114ZM126 205V204H125ZM130 205V204H129ZM137 205V204H136ZM189 204H187V206H188ZM192 205V204H191ZM210 205V204H209ZM261 205V204H260ZM88 206H89V204H88ZM87 206V207H88ZM92 206V205H91ZM90 206V207H91ZM147 206V205H146ZM149 206V205H148ZM159 206V205H158ZM162 206V205H161ZM182 206H183V204H182ZM185 206V205H184ZM194 206H198V204L197 205H194ZM203 206V205H202ZM220 206V205H219ZM226 206V205H225ZM46 207V206H45ZM49 207V206H48ZM54 207V206H53ZM57 207V206H56ZM62 207V206H61ZM80 207V206H79ZM81 207H84V206H81ZM92 207H94V205L92 206ZM114 207V206H113ZM129 207V206H128ZM131 207V206H130ZM134 207V206H133ZM137 207V206H136ZM145 207V206H144ZM166 207V206H165ZM199 207V206H198ZM249 207H250V205H249ZM263 207V206H262ZM132 208V207H131ZM174 208V207H173ZM190 208V207H189ZM212 208V207H211ZM227 208V207H226ZM231 208V207H230ZM234 208V207H233ZM52 209V208H51ZM57 209V208H56ZM63 209H65V208H63ZM71 209H72V207H71ZM89 209V208H88ZM111 209V208H110ZM119 209H121L120 207H119ZM147 209V208H146ZM170 209V208H169ZM182 209V208H181ZM188 209V208H187ZM201 209H202V207H201ZM200 209V210H201ZM259 209V208H258ZM258 209H256L257 211H258ZM261 209V208H260ZM68 210V209H67ZM80 210V209H79ZM83 210H85V209H83ZM133 210V209H132ZM131 210V211H132ZM160 210V209H159ZM168 210V209H167ZM174 210V209H173ZM205 210H206V208H205ZM208 211H211L210 209H207ZM222 210V209H221ZM230 210V209H229ZM256 210H254V211H256ZM262 210V209H261ZM48 211V210H47ZM68 211H70V210H68ZM78 211V210H77ZM89 211V210H88ZM119 211V210H118ZM121 211V210H120ZM148 211V210H147ZM189 211V210H188ZM228 211V210H227ZM232 211V210H231ZM55 212H56V210H55ZM76 212V211H75ZM79 212V211H78ZM77 212V213H78ZM93 212V211H92ZM164 212V211H163ZM178 212V211H177ZM196 212H198V211H196ZM220 212V211H219ZM235 212H237V210L235 211ZM46 213V212H45ZM61 213H63L62 212V210H61ZM66 213H68V212H66ZM85 213H86V211H85ZM170 213H172V212H170ZM182 213V212H181ZM216 213V212H215ZM242 213H244V212H242ZM259 213V212H258ZM51 214H52V212H51ZM57 214V213H56ZM82 214V213H81ZM135 214V213H134ZM163 214V213H162ZM188 214V213H187ZM202 214V213H201ZM203 214H204V212H203ZM222 214V213H221ZM229 214V213H228ZM241 214V213H240ZM250 214V213H249ZM70 215H71V213H70ZM130 215V214H129ZM132 215V214H131ZM142 215V214H141ZM190 215V214H189ZM199 215V214H198ZM213 215V214H212ZM220 215V214H219ZM230 215V214H229ZM234 215V214H233ZM67 216V215H66ZM75 216V215H74ZM128 216V215H127ZM147 216V215H146ZM157 216V215H156ZM170 216H171V214H170ZM185 216V215H184ZM218 216V215H217ZM245 216V215H244ZM257 216V215H256ZM54 217V216H53ZM87 217V216H86ZM89 217V216H88ZM139 217H140V215H139ZM168 217V216H167ZM185 217H187V216H185ZM193 217V216H192ZM200 217H201V215H200ZM204 217V216H203ZM208 217V216H207ZM210 217H211V215H210ZM214 217V216H213ZM229 217V216H228ZM263 217V216H262ZM69 218H70V216H69ZM76 218V217H75ZM124 218H125V216H124ZM180 218V217H179ZM184 218V217H183ZM182 218V219H183ZM220 217H218V219H219ZM233 218V217H232ZM239 218V217H238ZM244 218V217H243ZM63 219H65V218H63ZM85 219V218H84ZM95 219V218H94ZM136 219V218H135ZM156 219V218H155ZM190 219V218H189ZM196 219V218H195ZM205 219V218H204ZM229 219H231V218H229ZM242 219V218H241ZM66 220V219H65ZM112 220V219H111ZM124 220V219H123ZM134 220V219H133ZM138 220H140V218L138 219ZM141 220H143V219H141ZM149 220V219H148ZM170 220H171V217H170ZM181 220V219H180ZM210 220V219H209ZM216 220V219H215ZM233 220V219H232ZM69 221H70V219H69ZM86 221V220H85ZM84 221V222H85ZM88 221V220H87ZM86 221V222H87ZM192 221H193V219H192ZM205 220H203V222H204ZM223 221H224V219H223ZM231 221V220H230ZM240 221V220H239ZM57 222V221H56ZM61 222V221H60ZM62 222H64L63 220H62ZM71 222V221H70ZM84 222H82V223H84ZM113 222V221H112ZM143 222V221H142ZM178 222V221H177ZM182 222V221H181ZM185 222V221H184ZM183 222V223H184ZM222 222V221H221ZM241 222V221H240ZM59 223V222H58ZM72 223H73V221H72ZM174 223V222H173ZM172 223V224H173ZM176 223V222H175ZM217 223V222H216ZM249 223V222H248ZM57 224V223H56ZM78 224H81V222L80 223H78ZM86 224V223H85ZM122 224V223H121ZM138 224V223H137ZM148 224V223H147ZM146 224V225H147ZM179 224V223H178ZM202 224V223H201ZM200 224V222H199V225H201ZM204 224V223H203ZM207 224H210V223H207ZM214 224V223H213ZM218 224V223H217ZM223 224V223H222ZM55 225V224H54ZM64 225V224H63ZM62 225V226H63ZM71 225V224H70ZM69 225V226H70ZM75 225V224H74ZM175 225V224H174ZM181 225V224H180ZM188 225V224H187ZM192 225V224H191ZM220 225V224H219ZM251 225V224H250ZM66 226H67V224H66ZM78 226V225H77ZM82 226V225H81ZM176 226V225H175ZM174 226V227H175ZM184 226V225H183ZM194 226V225H193ZM209 226V225H208ZM211 226V225H210ZM214 226V225H213ZM247 226V225H246ZM252 226V225H251ZM250 226V227H251ZM55 227V226H54ZM123 227V226H122ZM173 227V228H174ZM180 227H182V226H180ZM196 227V226H195ZM218 227V226H217ZM225 227V226H224ZM77 228V227H76ZM102 228V227H101ZM153 228V227H152ZM172 228V229H173ZM184 228H185V226H184ZM184 228H182V229H184ZM191 228V227H190ZM200 228V227H199ZM201 228H202V226H201ZM234 228V227H233ZM68 229V228H67ZM71 229H74V228H71ZM161 229H162V227H161ZM171 229V230H172ZM194 229H196V228H194ZM208 229V228H207ZM210 229V228H209ZM211 229H212V227H211ZM219 229V228H218ZM226 229H228L227 227H226ZM231 229V228H230ZM68 230H70V229H68ZM155 230V229H154ZM200 230V229H199ZM205 230V229H204ZM220 230H221V228H220ZM229 230V229H228ZM240 230V229H239ZM253 230V229H252ZM49 231V230H48ZM64 231V230H63ZM76 231H77V229H76ZM183 231V230H182ZM209 231V230H208ZM227 231V230H226ZM2 232V231H1ZM72 232V231H71ZM100 232V231H99ZM125 232V231H124ZM142 232V231H141ZM174 232H176V229H175V231ZM173 232V233H174ZM185 232V231H184ZM206 232V231H205ZM213 232V231H212ZM214 232H215V230H214ZM218 232V231H217ZM225 232V231H224ZM230 232H231V230H230ZM236 232V231H235ZM235 232H234V234H235ZM58 233V232H57ZM78 233V232H77ZM195 233V232H194ZM232 233V232H231ZM251 233H253V232H251ZM73 234V233H72ZM87 234V233H86ZM135 234V233H134ZM176 234V233H175ZM188 234V233H187ZM197 234V233H196ZM202 234H203V231H202ZM207 234V233H206ZM212 234V233H211ZM225 234V233H224ZM228 234V233H227ZM64 235V234H63ZM66 235V234H65ZM69 235V234H68ZM96 235V234H95ZM113 235V234H112ZM182 235V234H181ZM210 235V234H209ZM219 235V234H218ZM236 235V234H235ZM250 235V234H249ZM70 236V235H69ZM72 236H75V235H72ZM100 236V235H99ZM138 236V235H137ZM183 236H184V234H183ZM204 236V235H203ZM254 236V235H253ZM49 237V236H48ZM80 237V236H79ZM191 237H193V236H191ZM199 237V236H198ZM262 237V236H261ZM75 238V237H74ZM119 238V237H118ZM117 238V239H118ZM123 238H124V235H123ZM127 238V237H126ZM181 238V237H180ZM207 238V237H206ZM206 238H203V239H206ZM213 238V237H212ZM230 238H231V236H230ZM234 238V237H233ZM51 239H53V238H51ZM137 239V238H136ZM163 239V238H162ZM176 239H178V238H176ZM182 239V238H181ZM189 239V238H188ZM216 239V238H215ZM223 239H224V237H223ZM245 239V238H244ZM66 240V239H65ZM96 240V239H95ZM120 240H121V238H120ZM125 240V239H124ZM183 240V239H182ZM193 240H194V238H193ZM208 240V239H207ZM221 240H222V237H221ZM232 240V239H231ZM50 241V240H49ZM170 241V240H169ZM176 241V240H175ZM188 241V240H187ZM192 241V240H191ZM190 241V242H191ZM200 241H201V239H200ZM223 241V240H222ZM229 241V240H228ZM238 241V240H237ZM2 242V241H1ZM42 242V241H41ZM77 242V241H76ZM106 242V241H105ZM120 242V241H119ZM142 242V241H141ZM145 242V241H144ZM177 242V241H176ZM181 242V241H180ZM202 242V241H201ZM204 242V241H203ZM210 242V241H209ZM218 242V241H217ZM230 242V241H229ZM247 242V241H246ZM45 243V242H44ZM73 243V242H72ZM75 243V242H74ZM140 244V243H139ZM151 244V243H150ZM149 244V245H150ZM206 244H207V242H206ZM210 244V243H209ZM164 245V244H163ZM169 245V244H168ZM191 245V244H190ZM213 245V244H212ZM219 245V244H218ZM235 245V244H234ZM36 246V245H35ZM49 246V245H48ZM104 246V245H103ZM106 246V245H105ZM105 246H104V248H105ZM121 246V245H120ZM128 246V245H127ZM193 246H195V245H193ZM231 246V245H230ZM123 247V246H122ZM121 247V248H122ZM167 247V246H166ZM202 247V246H201ZM205 247V246H204ZM224 247V246H223ZM226 247H227V245H226ZM233 247H235V246H233ZM244 247V246H243ZM51 248V247H50ZM175 248V247H174ZM212 248V247H211ZM236 248V247H235ZM241 248H242V246H241ZM81 249V248H80ZM108 249V248H107ZM156 249V248H155ZM179 249V248H178ZM178 249H177V251H178ZM182 249V248H181ZM200 249H202V248H200ZM224 249H225V247H224ZM75 250V249H74ZM128 250V249H127ZM137 250V249H136ZM162 250H163V248H162ZM166 250V249H165ZM174 250V249H173ZM185 250V249H184ZM208 250V249H207ZM215 250V249H214ZM221 251H223L222 250V248L220 249ZM219 250V251H220ZM164 251V250H163ZM182 251V250H181ZM187 251V250H186ZM191 251V250H190ZM196 251V250H195ZM213 251V250H212ZM235 251V250H234ZM47 252V251H46ZM62 252V251H61ZM84 252V251H83ZM125 252V251H124ZM168 252V251H167ZM167 252H165V253H167ZM172 252V251H171ZM176 252V251H175ZM189 252V251H188ZM197 252V251H196ZM195 252V253H196ZM225 252V251H224ZM161 253V252H160ZM179 253V252H178ZM204 253H206V252H204ZM203 253V254H204ZM210 253V252H209ZM209 253H208V255H209ZM221 253V252H220ZM239 253V252H238ZM75 254V253H74ZM91 254H92V252H91ZM162 254V253H161ZM184 254V253H183ZM186 254L187 253H185V256H186ZM190 254V253H189ZM213 254V253H212ZM215 254H217V253H215ZM230 254V253H229ZM228 254V255H229ZM233 254V253H232ZM260 254V253H259ZM110 255H111V253H110ZM125 255H126V253H125ZM146 255V254H145ZM149 255H151V254H149ZM171 255V254H170ZM179 255V254H178ZM192 255V254H191ZM210 255H211V253H210ZM217 255H219V254H217ZM234 255V254H233ZM233 255H232V257H233ZM41 256V255H40ZM46 256V255H45ZM75 256V255H74ZM79 256V255H78ZM81 256V255H80ZM207 256V255H206ZM216 256V255H215ZM223 256V255H222ZM225 256V255H224ZM38 257V256H37ZM108 257V256H107ZM109 257H111V256H109ZM120 257V256H119ZM144 257V256H143ZM169 257V256H168ZM184 257V256H183ZM214 257V256H213ZM226 257V256H225ZM231 257V256H230ZM70 258H72V257H70ZM75 258V257H74ZM106 258V257H105ZM140 258V257H139ZM150 258V257H149ZM177 258V257H176ZM175 258V259H176ZM181 258V257H180ZM193 258V257H192ZM201 258V257H200ZM206 258V257H205ZM212 258V257H211ZM229 258V257H228ZM76 259V258H75ZM88 259V258H87ZM114 259V258H113ZM133 259V258H132ZM169 259V258H168ZM179 259V258H178ZM202 259H204V258H202ZM233 260H234V258H232ZM49 260V259H48ZM74 260V259H73ZM79 260V259H78ZM138 260H140V259H138ZM153 260V259H152ZM171 260V259H170ZM208 260V259H207ZM210 260V259H209ZM215 260V259H214ZM213 260V261H214ZM104 261V260H103ZM154 261V260H153ZM172 261H174V259L172 260ZM184 261V260H183ZM203 261V260H202ZM211 261V260H210ZM212 261V262H213ZM219 261V260H218ZM223 261H224V259H223ZM85 262V261H84ZM110 262H111V260H110ZM133 262V261H132ZM155 262V261H154ZM164 262V261H163ZM168 262V261H167ZM181 262V261H180ZM250 262V261H249ZM263 262H264V259H263ZM44 263V262H43ZM48 263V262H47ZM73 263V262H72ZM71 263V264H72ZM134 263V262H133ZM160 263V262H159ZM200 263H201V261H200ZM208 263V262H207ZM216 263V262H215ZM102 264V263H101ZM122 264V263H121ZM129 264V263H128ZM136 264V263H135ZM152 264V263H151ZM154 264V263H153ZM161 264V263H160ZM173 264H175V263H173ZM183 264V263H182ZM223 264V263H222ZM225 264V263H224ZM230 264H232V263H230Z\"/></svg>",
	"mask_w": 264,
	"mask_h": 264
}]
</instances>
